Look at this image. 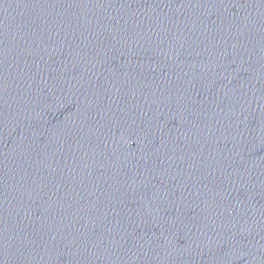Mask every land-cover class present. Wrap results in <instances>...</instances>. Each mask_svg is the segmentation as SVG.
<instances>
[{
  "label": "water",
  "instance_id": "water-1",
  "mask_svg": "<svg viewBox=\"0 0 264 264\" xmlns=\"http://www.w3.org/2000/svg\"><path fill=\"white\" fill-rule=\"evenodd\" d=\"M0 264H264V0H0Z\"/></svg>",
  "mask_w": 264,
  "mask_h": 264
}]
</instances>
